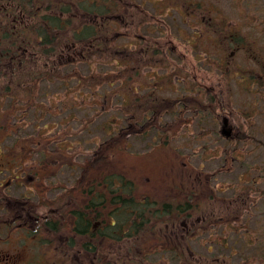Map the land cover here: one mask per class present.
<instances>
[{
	"label": "flooded vegetation",
	"instance_id": "flooded-vegetation-1",
	"mask_svg": "<svg viewBox=\"0 0 264 264\" xmlns=\"http://www.w3.org/2000/svg\"><path fill=\"white\" fill-rule=\"evenodd\" d=\"M159 1L161 5L165 3V0ZM167 3L171 5L168 7L163 5L165 10L161 13L172 14L176 11L180 16L181 13L187 16L185 24L190 29L189 33L185 30L187 37L182 32H180L181 39L172 40H162L163 38L159 36L155 39L149 38L148 33L137 34L136 37L134 34L132 40L138 39L140 42L132 41L130 46L133 45L135 48L125 50L124 53L130 58L138 59L152 58L154 54H157L159 71L174 58V64L170 65L171 70H167L165 74L159 72V93L174 90L176 86H181L183 92L181 96L174 98L161 95L157 98L159 118H157L158 124L153 127L156 130L159 129L160 140L167 139L174 142L180 136L181 130L189 129L194 123L195 116L200 112L203 113L201 114L203 119L209 115L213 121H217L210 131L205 124L201 129L199 128L197 134L189 132L182 147L188 150V154L178 150V147L173 148L179 160L178 163L183 164V167L179 168L184 174L181 176L186 177L187 181L177 185L179 188L177 192L182 191V193H176L173 199L175 201L187 199L189 202L183 205L174 203L173 214L175 215L168 218L163 215L164 210L160 209L162 206H159V215H154L151 220L159 221V223L171 220L174 223L173 233L176 234L177 243H179L180 239L185 240L188 237L192 240L201 233L218 228V225L225 231L229 220L237 225L240 215L243 217L245 212L246 214L250 212L245 208L247 206L253 209L258 208L260 198L264 197V194L261 195L258 184L261 177H254L251 184L245 186L240 183L225 184L220 180V177L233 170L236 163L247 166L252 162L255 164L257 160V145L260 139H258V131L254 123L255 101L259 105L258 96L260 86L264 83V74L258 69L259 54L256 52L255 41L251 48V57L249 56L241 23L212 22L211 11L202 1L197 3L188 0H167ZM158 10L156 7L155 13L160 11ZM186 10L190 11L186 12ZM159 15L155 23H148L143 9L138 4L135 7L132 2V6L129 4L127 9L126 30L131 33L134 28H138L141 32L143 30L148 32L149 26L155 24V30L162 32L166 24ZM130 33L126 35L129 36ZM240 54L243 55L244 62L252 58V65L245 67L241 65L238 62ZM11 59L5 61L10 62L12 67L17 66L18 56ZM0 73L13 74V76L18 74L14 68L11 71H0ZM217 88L219 91H216ZM242 93L247 94L251 101L248 106H245L246 109L239 108V116L243 120L240 124H235L234 119L231 122V117L226 116L225 113L235 108L234 106L238 103L237 95L242 96ZM261 104L264 105V96ZM15 116L17 119L18 116L16 114ZM211 132H214L215 136L210 135ZM208 136L217 139L222 137L231 150L225 148L224 156L220 158V165L216 169L204 171L202 164L198 167L192 165L190 156L193 146L190 143L207 140ZM34 138L33 140L31 137L14 134L11 146H0V264H159V262L118 263L113 257L109 262L101 259V252L106 253L115 240L117 217L114 209V181L106 184L107 191L103 190L105 194H101L103 192L98 189H93L95 202L91 213H83L82 202L76 200L69 204L76 205L75 209L69 208L68 202L63 198L64 193L59 198L56 195L47 198L45 195L43 198L36 199L37 186H40V183L44 184L41 174L47 184L51 185V181L55 179V176H59L66 166L60 165L52 172L50 143L47 150L41 148L33 151L31 147L34 146L35 140H41L42 137L38 135ZM43 141L42 139L38 142L41 144ZM202 148H207L206 144ZM194 152H196L195 149L192 153ZM35 154H39L40 157L35 159ZM213 159L218 160L215 156ZM57 162L62 164L64 161L60 158ZM255 167L256 171L260 170L259 164H255ZM80 169L75 192L81 194L77 199L83 200L84 182L82 168ZM212 184V188H216L215 191L218 192V197L213 194L208 200L202 199L200 190L204 191L206 186L211 187ZM29 189H32V192H29ZM47 190L49 191L50 188ZM228 191H237V193L226 198L224 193ZM252 193L255 195L254 198ZM119 218L123 222L121 225L123 231L118 229L117 232L123 237L125 245L131 244L133 241L130 232L131 217L124 214ZM82 220L86 221V230L77 226V222L81 224ZM83 232H91V234L84 235ZM41 240L46 245L43 246ZM134 241V247L139 251L137 243L139 238L137 237ZM184 244V250L191 253L193 251L191 246L185 241ZM55 247L60 251L57 255H62L63 259L70 256L69 260L74 256L73 260L76 261H61L60 258L56 260L57 257L53 259ZM153 248L156 252L152 250ZM140 249L159 255V246L140 247ZM179 249L180 247H175L174 252L178 253ZM207 249L210 251L209 248ZM128 250L133 251L131 247ZM194 254L193 251L192 255ZM90 255L92 262H87ZM100 259L103 262H100ZM205 264L211 263L205 262Z\"/></svg>",
	"mask_w": 264,
	"mask_h": 264
},
{
	"label": "rangeland",
	"instance_id": "rangeland-1",
	"mask_svg": "<svg viewBox=\"0 0 264 264\" xmlns=\"http://www.w3.org/2000/svg\"><path fill=\"white\" fill-rule=\"evenodd\" d=\"M134 1L149 12L155 13V7H157L160 11L158 10L159 12L155 14L157 16L160 14V18L166 24L162 32L155 30V24L149 26L148 32L133 29V34H136L135 37L137 34L145 35L143 33H148V35L159 36V38H163L162 40L181 39L180 32L187 37L186 31L189 33L190 29L185 24L187 21L185 14L182 15L181 13L180 16L174 11L169 16L161 13V11L165 10L163 5L165 7L170 5V3H167V0H165V3L162 2L163 5L160 4L161 1L159 0ZM188 1L197 3L202 1L207 9L212 8L218 14L216 15L212 10V17L215 20L226 18L228 22H231L230 24L234 22L236 24L241 23L245 36V44L247 45V50H249L247 52L251 57V48L254 45L253 41H255L256 52L259 54L258 69L264 74V0ZM142 3L143 5H141ZM112 5L116 9L117 4L114 3ZM104 6L106 7L105 4ZM189 11L186 10V12ZM0 13V18L5 16L4 12ZM206 18L208 19V17ZM215 22L222 24L221 21ZM12 28L14 29V35L19 33L18 27L13 26ZM118 30L127 35L130 33L124 27H119ZM136 31L138 32L135 33ZM132 41L134 40L120 37L119 41L112 45L115 48L117 46L124 48L126 44L130 46ZM129 46L127 47L128 50L135 48L133 45ZM10 47L14 48L13 45L8 43L1 45L0 41V51L8 50ZM104 51L109 52L106 47H103L93 50V54L90 56L86 54L83 60L85 63L70 64V59L64 57L63 62L65 63L62 64L63 67L60 73L57 76L55 75L52 83L47 82V78L43 79L47 73L43 61L42 64L40 62L34 64L33 69H31L35 72L34 75L28 72L24 74L18 73L16 76L0 73V122L2 123L0 125V145L11 146L14 134L31 137L32 139L39 134L40 138L42 137L40 141L42 139L44 140L40 144L41 148L49 149L48 144L50 143V153L61 150L60 153L64 154L61 158H63V166H66V168L63 169V172L59 176H55V179L50 183L51 185H48L46 180L42 178L44 184L40 183V186H37L39 188H36V199L37 197L43 198L45 195L47 198L54 197L55 195L59 198L64 193L63 198H65L68 204L74 200L82 203L89 202L91 196L88 191L91 188H87L88 190L86 191L82 187L83 200L77 199L81 196V194H76L75 192V186L78 183V176L81 172L78 166H83L87 160L91 159L95 151L105 141H108V139L117 133H122V128L127 125V116L135 119L134 115L130 114L135 107L130 104L127 94L133 95L136 99L152 97L151 93L155 92V89L148 86V84L150 82L154 84L158 81L159 72L160 74H165L167 70H171L170 65L172 66L174 64L173 62H175L173 58L164 69L159 71V63L157 61H154V59L152 61H145L146 58L139 56L142 61V65H139L138 68H141L140 72H132L131 74L125 71L122 74V71L126 69L124 68V63L120 62V54L115 55V57H110V54ZM242 56V54L239 55L238 62L244 65V67L251 66L252 58L244 62ZM2 62L4 67H11V64L4 59H2ZM75 71L77 76L71 79V73ZM138 73L141 74V77H138ZM37 74H39V78H37ZM31 76H34V78L32 79ZM154 77L156 78L154 79ZM101 78H105L106 81L100 86L98 84L99 80L102 81ZM126 80L129 83L127 85H125ZM129 86H133V89H130ZM178 87L176 86L174 90H166L162 93L158 91V93L162 97L174 98L181 96L183 92L181 90L182 87ZM216 91H219V89L217 88ZM263 96L264 83L260 86L258 96L260 98L259 105L255 101L256 115L254 117L255 128L258 131V139H260L257 145L258 156L255 164H259L260 170L256 171L254 162L247 165L248 167L244 164L236 163L238 165L237 167L234 165L231 172L220 177L221 182H225V184L240 183L245 186L251 184L252 179L258 176L261 177L258 182L259 188L260 190H264V105L261 104ZM28 99H31V101L28 102ZM250 101L247 94L242 93V96L238 94L237 105L234 106L235 108L232 111L227 110L228 112L225 115L231 117V122L234 119L235 124H240L243 118L239 116L238 110L239 108L241 110L246 109L245 106H248ZM17 102H20L18 107L26 106L24 110L29 112L25 115H20L18 111L15 113V104H13V113L18 116L16 119L11 117L10 107L8 106L11 103H16L17 106ZM33 104L38 109L34 108ZM140 106L138 105V107ZM201 114L203 113L200 112V114L195 116L194 123L189 129H184L183 127L184 131H180V136L174 142L167 139L160 140L159 129L156 130L155 128L153 130L151 128L144 133H134L128 137L130 143L129 151L134 152V154L127 153L122 155L117 153L114 156V158H118V165H124L126 174L134 177L135 180L137 179L140 186L139 191L141 192L139 199L140 201L148 200L152 202L153 206L150 209L158 206L164 207L166 205L168 210L170 206L171 208L174 207V203L183 205L189 202L187 199L177 201L173 199L176 193H182V191L177 192L179 189L177 185L187 182L186 177L183 178L181 176L184 174H182L179 168L183 167V164L178 163L179 160L174 154L173 148L178 147V150L180 149L181 152L188 154V150L185 148L182 149V147L184 146V142H186V137L189 132L197 134L199 128L201 129L205 124L207 125V130L210 131L213 129L217 121H213L209 115L203 119ZM129 130H131L130 132L139 130V127L129 128L127 132ZM210 135L215 136V133L211 132ZM213 136H208L206 137L207 140L203 139L201 142L191 141L190 143L193 146L192 150L194 151L195 149L196 151L192 153L193 151L191 150L190 158L192 159V165L198 167L202 164L201 167L205 168L204 171L216 169L220 165V158L224 156L225 148L227 147L228 150H231L229 144L222 137L217 139ZM4 140L5 142L1 144ZM204 144H206L207 148H202ZM33 145L31 147L33 151L39 150L35 142ZM60 153H57V155L51 154V157L58 158ZM214 156L218 160H214ZM38 157L40 155L35 154V159ZM107 167H103L99 160L94 161L89 169L83 170L84 185H94L92 188L94 190L98 189L100 192H103L104 189L106 190L107 187L104 180L107 177H111L110 172L106 169ZM55 168L52 165V172ZM105 171L108 173L105 176H101ZM114 171H117V169H114ZM238 176L240 177L238 178ZM88 180H92V182L89 183ZM101 180L103 181L101 182ZM97 183L99 185H96ZM212 186L213 184L211 187L206 186L204 191L200 190L202 199L208 200L213 194H216L215 196L218 197V192L215 191L216 188L213 189ZM48 188H50L49 191L47 190ZM29 192H32V189H29ZM233 193H237V191L225 192L224 196L226 198L228 196L232 197ZM101 194L105 193L103 192ZM106 195L108 196V194ZM252 196L254 198V193H252ZM245 209H249L250 212L248 214L245 212L243 217L240 215L237 225L229 220L235 227H230L229 229L227 221V229L225 231L221 230L222 228L219 225L218 228L216 227L206 233H201L192 240L187 237L184 241L187 245L189 244L191 246L195 252L194 255H192L193 251L190 253L184 250L185 244L180 246L179 253L174 252L170 254L168 252H159V255L156 253L145 255V252H149V250H144V252L137 251L135 253L134 248L131 254L128 248L134 246V239L139 238L144 231L151 232L146 233L147 235L142 238L143 240L156 239L159 233V242L155 244V247L159 246V250L162 249L163 245L169 247L172 244L170 238L163 240L160 236H163V233L171 236V232L167 228L168 223L164 222V224H160L152 222L151 219L154 217V214H147L145 215L147 218L143 216L144 222L140 219L137 220V222H141L139 225L140 231H137L136 236H133L134 239L131 244L125 245V242L121 239V234L115 232V240L113 239L114 241L106 253L103 254L101 252L100 257L104 262L111 261V257L113 256L117 261L121 262V257H129L131 255V258H135L133 261L141 263L159 262V264H178L180 260V264H205V262L211 264H264V197L260 198L258 208L255 207L253 209L247 206ZM165 217L168 218V214ZM182 243L183 241H181ZM41 244L43 246L46 245L43 240H41ZM208 245H211V252L206 248ZM151 246L153 244L149 245V247ZM99 250H101V245H99ZM154 251L156 252V250ZM57 252L59 253L60 251L56 249L55 253L53 252L52 254V258L55 259L57 257L56 260L60 258L63 261L62 255H57ZM101 255H104V257ZM101 259L99 261L103 262ZM246 259H250L249 263L245 261Z\"/></svg>",
	"mask_w": 264,
	"mask_h": 264
},
{
	"label": "trees",
	"instance_id": "trees-1",
	"mask_svg": "<svg viewBox=\"0 0 264 264\" xmlns=\"http://www.w3.org/2000/svg\"><path fill=\"white\" fill-rule=\"evenodd\" d=\"M129 1L130 0H0V12L8 10L4 12L5 16L0 18L1 45L8 43L14 46V48L10 47L8 50L0 51V55H8L10 57L18 55L21 60H23V56H25L26 59L24 60L28 62L30 59H36L38 56L39 58H45L44 62L61 61L64 57H68V59H76L77 62L85 63L83 60L86 54L90 56L93 54V50L106 47L109 52H104L109 53L110 57H115V55L120 54V62L124 63V68L126 69L122 71V74H124L125 71L131 73L137 64L131 61L128 62L124 53L112 45V39L115 33L118 32V28L122 26L126 27V14ZM114 3L117 4L116 9L112 5ZM152 16L154 15H148L147 21H150ZM13 26L16 28L18 27L19 33L13 34ZM64 45H68V47L65 48L63 47ZM80 59L82 60L80 61ZM50 67H52L54 71H57L58 74L60 73L61 69L55 67L54 63H51ZM44 76L47 77V73ZM76 76V71L71 73V79ZM105 81V78H103L102 81L99 80L98 85L101 86ZM157 85L158 83L154 86ZM138 100L147 105L142 104V108L136 106L133 109L134 111L132 110V113H130L134 115L135 119L131 118V116H127L126 119L131 125L130 128L139 127V130H134L132 132L129 130L127 132L129 127L123 128L122 133L115 134L112 136L113 138L111 137L112 139L110 138L100 145L99 149L95 151L93 160L87 161L83 165L84 169H89L94 161L99 160L103 167L108 166L106 169L110 172L111 177H107L104 183L115 182L113 195L114 209L117 217L116 228L123 231V229H121L123 222L119 217L126 214L131 217L130 232L132 236L137 233V231H140L139 225L141 222L139 223L137 220L140 219L144 222L143 216L147 214L159 215V207L150 209L151 206H153L152 202L140 201L141 192L139 191L140 186L138 181L135 180L134 177L126 174L123 167L124 165H118V158H114L117 153L122 155L127 153L134 154V152L129 151L130 143L128 137L134 133H144L152 128L153 125L158 124L159 102H156V106L150 97H144ZM9 111L13 114L12 110ZM150 119L151 121H149ZM144 120L145 123H142L144 125H140L141 121L143 122ZM114 169H117V171H114L116 174L113 172ZM108 172L105 171L101 176H105ZM102 181L103 180H101V182ZM88 182L90 183L92 180H88ZM92 187H94V185L91 184L83 186V189L86 191L88 190L87 188H91L88 191L91 200L82 204L83 209L81 210H83V213H91L93 208V203L95 201L93 193L94 188ZM70 206L74 207V205H69V207ZM73 209H75V207ZM167 211L165 213H167ZM155 223H159V221ZM162 224H164V222ZM85 225V220H82L81 224L77 222V226L82 227L83 230L87 229ZM228 226L229 229L230 227H235L231 221H228ZM146 233L148 234L147 231H144L142 233L143 236L140 235L141 238L146 236ZM83 234L89 235L91 232H83ZM245 261L249 263L250 259H246Z\"/></svg>",
	"mask_w": 264,
	"mask_h": 264
}]
</instances>
